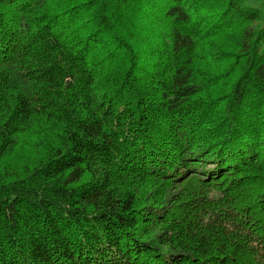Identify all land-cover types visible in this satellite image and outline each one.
Masks as SVG:
<instances>
[{
  "label": "trees",
  "instance_id": "16d2710c",
  "mask_svg": "<svg viewBox=\"0 0 264 264\" xmlns=\"http://www.w3.org/2000/svg\"><path fill=\"white\" fill-rule=\"evenodd\" d=\"M252 1L0 0V264H264Z\"/></svg>",
  "mask_w": 264,
  "mask_h": 264
},
{
  "label": "rangeland",
  "instance_id": "374dc122",
  "mask_svg": "<svg viewBox=\"0 0 264 264\" xmlns=\"http://www.w3.org/2000/svg\"><path fill=\"white\" fill-rule=\"evenodd\" d=\"M259 3L256 2V0H253L252 3H256V5L259 7V8H262V10L264 11V0H258Z\"/></svg>",
  "mask_w": 264,
  "mask_h": 264
}]
</instances>
